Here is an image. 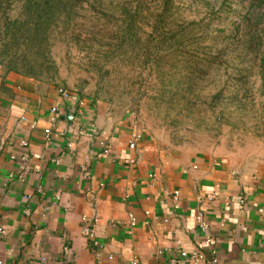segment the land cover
I'll use <instances>...</instances> for the list:
<instances>
[{
	"label": "crops",
	"instance_id": "1",
	"mask_svg": "<svg viewBox=\"0 0 264 264\" xmlns=\"http://www.w3.org/2000/svg\"><path fill=\"white\" fill-rule=\"evenodd\" d=\"M58 88L0 65L4 264H264V162L183 156L131 115Z\"/></svg>",
	"mask_w": 264,
	"mask_h": 264
},
{
	"label": "rangeland",
	"instance_id": "2",
	"mask_svg": "<svg viewBox=\"0 0 264 264\" xmlns=\"http://www.w3.org/2000/svg\"><path fill=\"white\" fill-rule=\"evenodd\" d=\"M164 1L81 0L49 25L44 55L35 58L38 47H27L26 33L12 40L6 30L10 21L25 20L20 2L3 1L0 65L5 69L10 59L20 65L23 56L39 61L40 68L33 66L40 79L131 115L156 141L183 156L207 154L244 166L264 162V82L256 76L238 81L239 72L225 62L219 68L198 64L191 72L192 57L181 51L185 47L191 55L193 44L174 35L179 24L191 21L200 22L191 33L195 37L206 24L211 34L218 29L226 34L235 17L213 16L222 0ZM130 18L133 27L127 30Z\"/></svg>",
	"mask_w": 264,
	"mask_h": 264
},
{
	"label": "trees",
	"instance_id": "3",
	"mask_svg": "<svg viewBox=\"0 0 264 264\" xmlns=\"http://www.w3.org/2000/svg\"><path fill=\"white\" fill-rule=\"evenodd\" d=\"M3 1L12 2V0H0V4ZM80 1L17 0V2H20V13H22L23 18L25 17V20L22 22L17 19L10 21L11 25H7L6 30L12 34V40H16L17 35L26 33L27 47L32 48L33 45L38 47L33 57L35 58V55L43 57V45L45 39H47L49 25H52L61 13L65 11L72 13ZM167 1L165 0L164 3H167ZM207 4L210 5L211 2H207ZM216 13H225L226 17L230 15L236 19L232 22V28L226 34H222L223 29H218L217 32L211 34L213 30H209V24H206L200 30L201 34L195 37L191 33L196 27H200L198 21H191L187 25L179 24L180 29L174 34L180 33L177 38L180 43L188 40L189 46L193 44L192 49L194 51L191 55L189 54L190 51L184 50L185 47L184 52L181 51L183 55L187 54L192 57V60H190L191 65H188V68L194 69L190 71L194 72L198 64L200 66L208 65L210 68H219L225 62V64L229 63L239 72L238 81L245 82L247 77L256 76L261 82H264V0H238L235 6H233L231 0H222L216 10L212 11L213 16ZM213 16L210 17L209 15L208 17L213 18ZM129 20L126 25L127 30H131L133 27L132 18ZM188 26H191V28L187 29ZM209 34L210 38L208 37ZM198 37H200L199 42L196 40ZM207 38L210 41L208 44L204 46L200 44L202 40ZM13 60L10 59L5 68L6 70L40 78L39 68L43 63L39 61L33 63L25 56L20 60V65H17ZM33 64H38L39 68H34Z\"/></svg>",
	"mask_w": 264,
	"mask_h": 264
},
{
	"label": "built area",
	"instance_id": "4",
	"mask_svg": "<svg viewBox=\"0 0 264 264\" xmlns=\"http://www.w3.org/2000/svg\"><path fill=\"white\" fill-rule=\"evenodd\" d=\"M58 93L59 95L61 96V98L63 99H68L70 96H71V92L69 90H67L66 88H63V87H59L58 88ZM60 107H59V104H56V105H53L50 109L51 113H52V118L54 119V116L58 115V111H59ZM135 121V120H134ZM92 131V130H91ZM44 132L46 134V138L48 139L49 138V133H50V129L49 128H46L44 129ZM26 143L23 142V145H25ZM129 146L132 148L135 146L134 142L133 141H130L129 142ZM105 151L107 152L108 149H105ZM21 159L24 160L25 159V156H21ZM10 177H13L12 174H9ZM178 193L179 191L178 190H174L173 191V197L174 199H177V196H178ZM211 197L209 196L208 199H210ZM195 220H196V223L198 225V227L204 231L206 230L207 228V225H206V222L204 221L203 219V215L201 214H197L195 216ZM136 219L133 215H130L129 216V223L131 225H133L135 223ZM4 230L0 229V234L3 233ZM84 232L85 234H88V235H92V232H91V229L89 227H85L84 228ZM209 239L207 238L205 240V243H209ZM180 256L182 258H184L185 261H188V262H198V261H202L204 258V254L199 251V250H192V251H186V250H182L180 252ZM40 261H44V258H41ZM218 261V258L215 254H213V256L209 259V262H203V264H207V263H216ZM0 264H4V262L0 259ZM131 264H136V261L133 260L131 262Z\"/></svg>",
	"mask_w": 264,
	"mask_h": 264
},
{
	"label": "water",
	"instance_id": "5",
	"mask_svg": "<svg viewBox=\"0 0 264 264\" xmlns=\"http://www.w3.org/2000/svg\"><path fill=\"white\" fill-rule=\"evenodd\" d=\"M67 115V114H66Z\"/></svg>",
	"mask_w": 264,
	"mask_h": 264
}]
</instances>
